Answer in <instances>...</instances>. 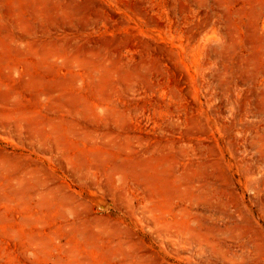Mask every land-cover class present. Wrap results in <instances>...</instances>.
<instances>
[{"label":"rangeland","instance_id":"obj_1","mask_svg":"<svg viewBox=\"0 0 264 264\" xmlns=\"http://www.w3.org/2000/svg\"><path fill=\"white\" fill-rule=\"evenodd\" d=\"M0 264H264V0H0Z\"/></svg>","mask_w":264,"mask_h":264}]
</instances>
